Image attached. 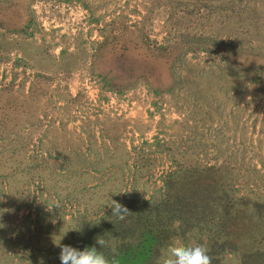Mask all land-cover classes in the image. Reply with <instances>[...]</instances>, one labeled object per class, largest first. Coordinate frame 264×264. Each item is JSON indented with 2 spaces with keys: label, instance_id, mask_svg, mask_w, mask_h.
Instances as JSON below:
<instances>
[{
  "label": "rangeland",
  "instance_id": "374dc122",
  "mask_svg": "<svg viewBox=\"0 0 264 264\" xmlns=\"http://www.w3.org/2000/svg\"><path fill=\"white\" fill-rule=\"evenodd\" d=\"M66 231L264 264V0H0V264Z\"/></svg>",
  "mask_w": 264,
  "mask_h": 264
},
{
  "label": "clouds",
  "instance_id": "9594fccd",
  "mask_svg": "<svg viewBox=\"0 0 264 264\" xmlns=\"http://www.w3.org/2000/svg\"><path fill=\"white\" fill-rule=\"evenodd\" d=\"M111 209L112 216L118 219H123L125 214L129 212L127 208L115 201H112ZM68 231L56 243L60 247V264H112L101 251V248L108 243L105 239L98 236L95 238V244L83 248L61 244V240ZM163 256L165 257V264H212V257L208 254V249L195 243L181 245L173 242L163 250Z\"/></svg>",
  "mask_w": 264,
  "mask_h": 264
}]
</instances>
